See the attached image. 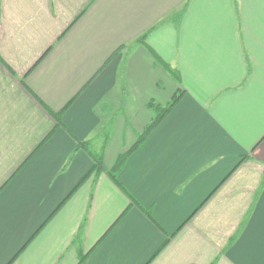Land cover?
<instances>
[{"label": "crops", "instance_id": "0c3cea01", "mask_svg": "<svg viewBox=\"0 0 264 264\" xmlns=\"http://www.w3.org/2000/svg\"><path fill=\"white\" fill-rule=\"evenodd\" d=\"M0 264H264V0H0Z\"/></svg>", "mask_w": 264, "mask_h": 264}, {"label": "trees", "instance_id": "16d2710c", "mask_svg": "<svg viewBox=\"0 0 264 264\" xmlns=\"http://www.w3.org/2000/svg\"><path fill=\"white\" fill-rule=\"evenodd\" d=\"M122 48L123 47H121L119 49V51L122 50ZM115 55H116V53H115ZM180 95H181L180 93L175 95L171 99V101L167 105H164V106H161V105L156 104L154 102H150L148 104V107L154 112V118L152 119L151 123L146 128V130L144 131V135H146L153 127H155L157 124H159L165 118V116L169 113V111L173 108V106L178 101ZM141 140H142V136H141L140 140L138 141V143H140ZM82 145L85 146V144H82ZM126 157H127V155H122L119 158V160H118V162H117V164L115 166V170H118L120 168V166L124 163V160H125ZM93 160H94V165H93V168L91 170V173H92V171H96V170L100 171L102 169L100 155L99 156L98 155H96V156L93 155ZM91 173L90 172L87 173V175L84 178L88 177ZM109 175L113 179L114 182L115 181L117 182L116 177H115L114 174L109 173ZM84 178H83V180H84Z\"/></svg>", "mask_w": 264, "mask_h": 264}]
</instances>
